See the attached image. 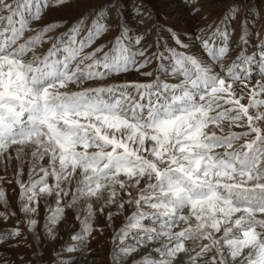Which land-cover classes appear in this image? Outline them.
I'll list each match as a JSON object with an SVG mask.
<instances>
[{
    "label": "snow or ice",
    "instance_id": "1",
    "mask_svg": "<svg viewBox=\"0 0 264 264\" xmlns=\"http://www.w3.org/2000/svg\"><path fill=\"white\" fill-rule=\"evenodd\" d=\"M73 2L0 0V221L16 216L5 182L22 215L0 246L20 245L21 224L40 241L43 202L46 240L66 211L80 224L61 252L91 251L98 212L108 227L124 217L111 264H264V42L249 52L248 16L233 44L228 0L219 20L191 39L169 27L175 47L149 54L121 0L91 4L59 34L67 21L43 23ZM153 59L154 79L121 78L152 77Z\"/></svg>",
    "mask_w": 264,
    "mask_h": 264
},
{
    "label": "rangeland",
    "instance_id": "2",
    "mask_svg": "<svg viewBox=\"0 0 264 264\" xmlns=\"http://www.w3.org/2000/svg\"><path fill=\"white\" fill-rule=\"evenodd\" d=\"M102 2L103 0H74L73 3L66 7L49 11L43 23L67 21V24L60 27L55 33L59 34L66 31L71 23L91 4ZM227 2L228 0H187V2L186 0H121L124 10V22L131 26L133 35L144 34V39L138 47L148 48L149 54L157 52V42L160 45L167 43L175 47L173 41L169 39V32L167 31L169 27L174 31L179 30L181 34L186 33L187 38L191 39L194 33H198L200 29L205 28L212 21L219 20ZM233 2L239 6V14L233 25L235 28V33L232 37L233 44H235L241 35V18L247 15L250 21L247 48L251 52L255 49L258 39L259 42H264V0H233ZM137 6H140L145 13L151 11L153 13L151 18L146 19L143 23H138V21L144 20L145 17L133 15ZM253 17H255L254 20L252 19ZM256 32L260 33L259 38L255 35ZM116 35H118V29L105 35L102 40L108 41L114 39ZM48 46L45 45V48ZM238 51L239 49L233 52V56ZM157 65L158 61L153 59L151 64L144 69V71L153 72V76L150 78L139 76L135 72L121 78L141 81L154 79ZM13 169L9 170L7 174L8 179L12 178ZM0 175H4L2 168H0ZM24 179H27V168H25ZM3 187L7 192V198L12 210L16 212V216L11 217L7 223L0 221V231L17 226L16 220L22 219L17 203L19 188L14 182L12 184L5 182ZM2 210L3 208L0 206V211ZM125 215H127V212ZM44 217L45 206L41 202L38 217L40 221L38 225L41 235L40 241H34L32 235L21 224L20 227L23 229V235L19 238L20 245L15 248L0 246V264H4V261H15V264H21L17 259L18 256H23L25 261L31 260L32 264H54L58 259L65 260L68 264H111L110 249L113 229L121 227L124 222L123 216L114 217L112 227H108V221L105 216L97 212L93 227L100 230L92 233L94 239L90 238L88 243V248L91 251L86 252L81 250L74 253L61 252L63 246L74 243L70 241L71 234L80 230V224L74 219L73 213L66 211V219L56 229L58 236L55 240H46L44 238L42 231ZM8 243L11 244L12 241H8ZM144 251L146 250H141L136 258L139 259V256L143 255ZM34 253L35 255H33ZM54 253H59V257L55 256ZM129 264H131L130 260Z\"/></svg>",
    "mask_w": 264,
    "mask_h": 264
}]
</instances>
